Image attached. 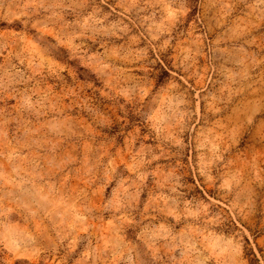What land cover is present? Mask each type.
<instances>
[{
	"label": "rangeland",
	"instance_id": "1",
	"mask_svg": "<svg viewBox=\"0 0 264 264\" xmlns=\"http://www.w3.org/2000/svg\"><path fill=\"white\" fill-rule=\"evenodd\" d=\"M0 264H264V0H0Z\"/></svg>",
	"mask_w": 264,
	"mask_h": 264
},
{
	"label": "trees",
	"instance_id": "2",
	"mask_svg": "<svg viewBox=\"0 0 264 264\" xmlns=\"http://www.w3.org/2000/svg\"><path fill=\"white\" fill-rule=\"evenodd\" d=\"M251 254L254 256V259L256 260V257H255V255H254V253H253V252H251Z\"/></svg>",
	"mask_w": 264,
	"mask_h": 264
}]
</instances>
